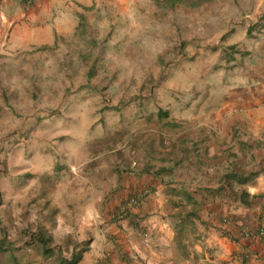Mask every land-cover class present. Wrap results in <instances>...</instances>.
<instances>
[{
	"label": "crops",
	"instance_id": "1",
	"mask_svg": "<svg viewBox=\"0 0 264 264\" xmlns=\"http://www.w3.org/2000/svg\"><path fill=\"white\" fill-rule=\"evenodd\" d=\"M117 20L156 25L158 111L130 117L121 153H69L71 174L42 198L48 222L0 241V264H67L80 251L75 264H264V0H0V72L87 53L81 40Z\"/></svg>",
	"mask_w": 264,
	"mask_h": 264
},
{
	"label": "rangeland",
	"instance_id": "2",
	"mask_svg": "<svg viewBox=\"0 0 264 264\" xmlns=\"http://www.w3.org/2000/svg\"><path fill=\"white\" fill-rule=\"evenodd\" d=\"M192 11L195 18L203 16L202 9ZM110 26L107 32L91 33L97 42L81 40L87 53H53L49 65L35 64L27 72L3 67L0 72V241L5 245L32 239L31 229L42 230L48 222L43 221L42 198L71 174L69 153L80 148L121 153L126 127L134 123L130 117L158 111L156 88L166 74L151 67L156 25L117 20ZM84 105L92 106L96 117L93 112L79 115ZM79 138L85 141L76 142ZM44 239L52 238L47 233Z\"/></svg>",
	"mask_w": 264,
	"mask_h": 264
},
{
	"label": "built area",
	"instance_id": "3",
	"mask_svg": "<svg viewBox=\"0 0 264 264\" xmlns=\"http://www.w3.org/2000/svg\"><path fill=\"white\" fill-rule=\"evenodd\" d=\"M31 0H27V3H30ZM131 166L135 167L136 162L133 161L131 163ZM150 194V190L147 188H144L140 190L137 194L132 195L127 199L125 203H122V205L119 208V211L125 212L130 207H136L139 206L141 203H143L146 199V197ZM259 235H264V227H260L258 230Z\"/></svg>",
	"mask_w": 264,
	"mask_h": 264
},
{
	"label": "trees",
	"instance_id": "4",
	"mask_svg": "<svg viewBox=\"0 0 264 264\" xmlns=\"http://www.w3.org/2000/svg\"><path fill=\"white\" fill-rule=\"evenodd\" d=\"M166 5H173L176 2H188L189 4H195V2L200 1V0H164ZM158 2V0H156ZM251 28V27H250ZM82 251L84 250V247L81 249ZM81 252V251H80ZM80 252L79 253H74L70 259V261L67 262V264H75L79 259H80Z\"/></svg>",
	"mask_w": 264,
	"mask_h": 264
}]
</instances>
